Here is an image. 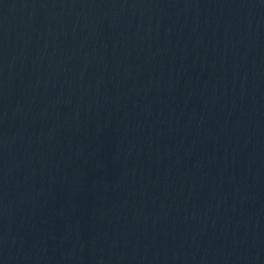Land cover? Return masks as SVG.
I'll use <instances>...</instances> for the list:
<instances>
[{
	"label": "water",
	"instance_id": "95a60500",
	"mask_svg": "<svg viewBox=\"0 0 264 264\" xmlns=\"http://www.w3.org/2000/svg\"><path fill=\"white\" fill-rule=\"evenodd\" d=\"M0 264H264V0H0Z\"/></svg>",
	"mask_w": 264,
	"mask_h": 264
}]
</instances>
